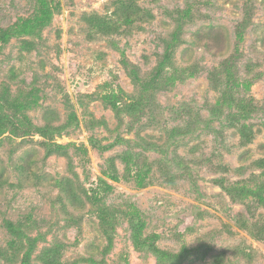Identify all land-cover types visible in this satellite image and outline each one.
Listing matches in <instances>:
<instances>
[{
    "label": "rangeland",
    "instance_id": "rangeland-1",
    "mask_svg": "<svg viewBox=\"0 0 264 264\" xmlns=\"http://www.w3.org/2000/svg\"><path fill=\"white\" fill-rule=\"evenodd\" d=\"M49 1L0 0V264H264V0Z\"/></svg>",
    "mask_w": 264,
    "mask_h": 264
},
{
    "label": "trees",
    "instance_id": "trees-1",
    "mask_svg": "<svg viewBox=\"0 0 264 264\" xmlns=\"http://www.w3.org/2000/svg\"><path fill=\"white\" fill-rule=\"evenodd\" d=\"M56 12V7L52 5V3L49 0H38V6H37V11L36 14L34 15V17L31 20L25 21L23 26H22V30H23V34L31 36L33 34H35L36 31H39L41 28H43L45 25L48 24V22L51 20L52 16L54 15V13ZM125 20L128 23H131V19H130V15H125ZM108 30L110 31L111 29L108 28ZM5 37V36H4ZM7 38V37H5ZM3 38L2 41L6 42L7 40ZM263 43H264V38H263ZM171 58L170 54H165L164 56V60L166 62V60L169 61V59ZM163 65V62L161 63L160 67H159V71L161 70V66ZM127 104L126 108L129 112H131L134 108V104L132 100L126 101L125 102ZM133 104V105H132ZM116 106V105H114ZM45 130V129H43ZM259 166L260 168L264 169V159L259 161ZM114 179H116V177H113ZM248 190V189H246ZM245 190V191H246ZM246 193H248V195H253L255 197L260 198L264 195V186L258 188V191L252 192L251 190L247 191ZM263 198V197H262ZM132 216H135V220H136V224L133 227V238H134V245L137 249L142 250V249H148L149 251L152 252H159L152 241H149V238H143L142 235V230H143V225L140 222L139 223V219H138V214L137 211L132 212ZM133 218V219H134ZM99 219L101 221L102 224V229H103V233L106 237V239H109V235L110 233L113 231V223L111 220H109L107 217H105L104 213L100 212L99 213ZM7 232L10 234V236L18 239L20 241L19 243V248H24V245H22V236H23V231L19 228H14V226L12 224H8L7 226ZM110 240V239H109ZM26 251L23 252L22 257L20 258L19 264H31V258H30V253L32 252L33 249H35L33 242L28 240L26 241ZM12 247H10L11 249ZM52 252H53V247L50 248H46L43 249L40 254L37 256L36 260H38V262L40 264H56V261L54 260L53 256H52ZM16 256H18L16 254ZM1 258L5 261V262H10V259L7 257L6 254H2ZM90 260V259H89ZM90 264H99L96 261H89Z\"/></svg>",
    "mask_w": 264,
    "mask_h": 264
}]
</instances>
